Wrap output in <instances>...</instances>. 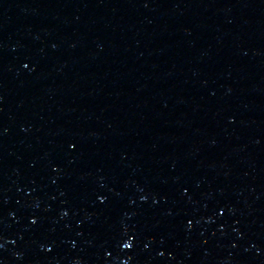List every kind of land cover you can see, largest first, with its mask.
Returning a JSON list of instances; mask_svg holds the SVG:
<instances>
[{
  "label": "water",
  "instance_id": "1",
  "mask_svg": "<svg viewBox=\"0 0 264 264\" xmlns=\"http://www.w3.org/2000/svg\"><path fill=\"white\" fill-rule=\"evenodd\" d=\"M0 264H264V0H0Z\"/></svg>",
  "mask_w": 264,
  "mask_h": 264
},
{
  "label": "snow or ice",
  "instance_id": "2",
  "mask_svg": "<svg viewBox=\"0 0 264 264\" xmlns=\"http://www.w3.org/2000/svg\"><path fill=\"white\" fill-rule=\"evenodd\" d=\"M25 67H28V65H25ZM32 223L35 224L36 221H35V220H32ZM124 247H125V248H129L130 245L126 243V244H124Z\"/></svg>",
  "mask_w": 264,
  "mask_h": 264
}]
</instances>
